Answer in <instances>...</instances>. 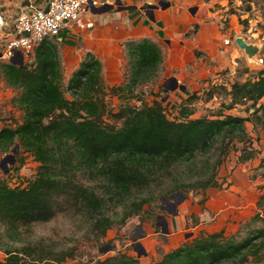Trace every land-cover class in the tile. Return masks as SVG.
Wrapping results in <instances>:
<instances>
[{
  "label": "trees",
  "instance_id": "1",
  "mask_svg": "<svg viewBox=\"0 0 264 264\" xmlns=\"http://www.w3.org/2000/svg\"><path fill=\"white\" fill-rule=\"evenodd\" d=\"M123 46L126 81L105 88L101 64L88 54L71 78V99L62 91L59 53L50 39L34 47L30 65H0L6 85L19 91L14 104L22 113L18 126L0 128V150L16 145L38 163L35 178L24 188L0 181V264H52L50 255L3 243V237L18 241L21 227L70 213L102 238L140 213L150 199L136 197L149 186L165 185V195L203 194L220 186L217 172L230 152L239 153V162L253 157L245 123L264 137V69L227 89L219 87L220 111L211 116L169 119L156 100L112 113L105 95L133 96L136 87L153 80L162 62L159 48L147 40ZM255 206L254 215L240 225L247 228L243 235L240 229L230 235L222 230L201 234L164 253L156 264H246L264 252V188ZM111 208L120 211L109 215ZM256 222L259 227H250ZM92 264L139 262L118 252Z\"/></svg>",
  "mask_w": 264,
  "mask_h": 264
},
{
  "label": "rangeland",
  "instance_id": "2",
  "mask_svg": "<svg viewBox=\"0 0 264 264\" xmlns=\"http://www.w3.org/2000/svg\"><path fill=\"white\" fill-rule=\"evenodd\" d=\"M223 1L222 7L220 4L216 5L222 10L226 8L220 13L225 21L221 20V17L219 20L221 29L226 30L228 34L223 45L230 48V65L217 68L213 76H208L206 81L183 83L188 88V95L198 92V98L191 100L181 96L173 77L158 74L159 65L153 80L136 87L133 96L128 97V93L119 97L108 93L105 95L104 101L112 113L125 105L138 108L143 103L149 105L156 100L161 102L169 119L186 120L211 116L220 111L221 90H217L219 87L227 89L233 81L252 78L257 71L264 68V0ZM104 5L107 4H100V7ZM111 5L112 10L86 14L64 29L61 35L50 39L58 49L62 72L61 88L67 99L73 97L70 83L73 73L88 54L100 62L101 79L105 88L115 86L120 76L123 82L129 76L128 58L126 59L125 55L119 62V72L115 70L114 1H111ZM123 50L125 51L124 46ZM197 58L195 55L194 59ZM14 61L18 63L17 60ZM3 63L9 61L0 59V65ZM31 63L33 52L22 61V64L26 65ZM173 86L177 99L167 101ZM18 93L19 91L6 85L0 71V128L13 129L21 123L22 113L14 104ZM233 113L242 115L239 110H233ZM104 121L108 124L114 123L109 117H104ZM115 125L118 126L119 123H114ZM246 131L254 150L253 157L247 162H239L236 158L237 152H230L218 169L220 186L213 193L207 189L203 194L176 192L165 195V185L159 188L149 186L136 197L150 199L143 205L140 213L129 218L124 225L114 226L102 238L94 237L89 224L80 216L59 213L49 222L19 228L18 241L8 240L7 237H3L2 241L8 247H27V250L50 255L54 259L50 261L52 264H92L96 259H104L118 252L136 257L134 246L138 242L145 251V255L137 256L139 264H156L164 253L176 248L181 242L191 241L199 233H208L206 227L215 231L222 230L226 235L240 229L243 235L247 228L241 229V226L256 212L255 202L264 185V139L261 137L262 133L251 123L246 125ZM259 140L262 141L258 143ZM15 146L6 151L0 150V181L11 188H24L35 178L38 163L19 147H16L13 154ZM10 155H13V160ZM82 183L88 184V181L83 179ZM114 210L120 211L119 208ZM114 210L111 208L108 214L113 215ZM188 214L192 217L189 218ZM185 215L188 222L186 225L182 220ZM159 217H163L167 222V235L161 234L160 227L156 226V223L162 222ZM174 217L176 223L173 226L178 229L170 235L171 226L168 222L174 220ZM259 226L260 222L250 225ZM59 256H63L62 262L56 261ZM3 258L4 254L0 251V259ZM246 264H264V252L250 258Z\"/></svg>",
  "mask_w": 264,
  "mask_h": 264
},
{
  "label": "crops",
  "instance_id": "3",
  "mask_svg": "<svg viewBox=\"0 0 264 264\" xmlns=\"http://www.w3.org/2000/svg\"><path fill=\"white\" fill-rule=\"evenodd\" d=\"M40 1L41 0H0V11L7 19H13L25 5L30 2L38 5L41 3ZM111 1H114L115 5V0H98L100 4L107 5H111ZM119 1L122 7L134 8L117 10L115 6V70L118 72L121 66L119 62L125 57L123 43L128 41L140 42L142 40H147L155 44L161 53L162 62L158 74L173 77L174 84H177L176 86H179L178 89L181 91L180 95L192 100L197 99L199 93H192L189 96L187 91L188 88L183 85L184 82L193 83L196 80L206 81L208 76H213L217 68L223 66L228 67L230 65V48L223 45L228 34L226 30L221 29L222 24L219 20L221 17V20L225 21L220 13L225 11L226 8L222 10L216 5L220 4L222 7L224 4L223 0ZM69 26L64 29H67ZM191 29H193L192 32H190ZM63 30H61L59 35H61ZM195 55H197V59H194ZM117 63L119 65L118 67ZM122 82L120 76V80L115 86L120 85ZM171 91L167 101H172L173 98L177 99L173 92L175 89L173 88ZM241 116H243V114ZM246 125H248V123H245V128ZM246 133L248 135V131H246ZM261 137L264 139L262 134ZM261 141L262 140H259L258 143ZM238 155L239 153L237 152L236 156L238 157ZM263 188L264 185L261 189ZM215 189L216 188H209L208 190L213 193ZM186 216L187 215L182 218L184 224L188 223ZM175 223V217L174 220L171 219L168 222L169 226H171L169 228L171 230L170 235L174 234V230L176 231L178 229L173 226ZM206 230L209 232L199 233L198 235L213 234L221 231L212 230L211 227H206ZM182 243L184 242L180 244Z\"/></svg>",
  "mask_w": 264,
  "mask_h": 264
},
{
  "label": "built area",
  "instance_id": "4",
  "mask_svg": "<svg viewBox=\"0 0 264 264\" xmlns=\"http://www.w3.org/2000/svg\"><path fill=\"white\" fill-rule=\"evenodd\" d=\"M28 3L13 18L0 11V59L23 61L34 47L100 7L98 0H42Z\"/></svg>",
  "mask_w": 264,
  "mask_h": 264
},
{
  "label": "water",
  "instance_id": "5",
  "mask_svg": "<svg viewBox=\"0 0 264 264\" xmlns=\"http://www.w3.org/2000/svg\"><path fill=\"white\" fill-rule=\"evenodd\" d=\"M115 6H116V9L117 10H127V9H132L134 7H122L121 4H120V1L119 0H115ZM113 9V5H104L102 7H99L95 10H93L94 13H104V12H107L109 10H112ZM239 44L241 42L237 41ZM1 57V56H0ZM9 63L10 64H13V65H21L22 64V60L21 58L18 59V63L14 61V59H10L9 60ZM175 86H173L172 88H174ZM17 146H15V148L13 149L12 153L14 154L15 153V149H16ZM11 160H13V155H10L9 156ZM176 204V203H175ZM174 206V205H173ZM174 214V213H173ZM162 219V222L161 223H156V226H159L160 227V233L161 234H167L168 233V230H167V223L166 221L163 219V217H159ZM108 250V249H107ZM106 250V251H107ZM134 252L136 253L137 256H141V255H144V250L143 248L141 247V245L136 242L135 243V246H134Z\"/></svg>",
  "mask_w": 264,
  "mask_h": 264
}]
</instances>
